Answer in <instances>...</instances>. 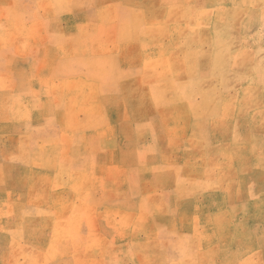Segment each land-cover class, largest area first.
Instances as JSON below:
<instances>
[{"label": "crops", "instance_id": "obj_1", "mask_svg": "<svg viewBox=\"0 0 264 264\" xmlns=\"http://www.w3.org/2000/svg\"><path fill=\"white\" fill-rule=\"evenodd\" d=\"M244 2L0 0V216L22 218L8 221L10 243L59 250L58 260L0 264H224L222 234L239 235L241 220L223 162L208 159L225 143L211 139L207 113L172 110L206 102L191 90L208 87L207 8L257 0ZM176 9L189 21L163 15ZM182 24L199 31L173 32ZM257 83L250 74L237 100L251 102Z\"/></svg>", "mask_w": 264, "mask_h": 264}, {"label": "rangeland", "instance_id": "obj_2", "mask_svg": "<svg viewBox=\"0 0 264 264\" xmlns=\"http://www.w3.org/2000/svg\"><path fill=\"white\" fill-rule=\"evenodd\" d=\"M263 3V0H257L255 7L248 10L242 8L241 10L232 11L230 8H223L220 14L214 13L213 10L207 11V33L209 35L207 43L209 50L207 57L208 87L202 90H191L192 98L199 99L204 97L206 102L204 104L193 103L186 106L176 105L173 106L172 110L179 114L192 113L199 115L200 113H207L209 125H211L210 129L214 134L211 139L225 143L218 153L214 149L209 150L208 159L217 158L218 161L223 162V169L220 170V175L224 178V181L226 180L224 182V190L234 200L232 202L236 205L235 209L239 210L241 220L239 235L235 233L222 234L224 264H264V198L260 196L264 191ZM229 13L233 15L230 21L227 19V14ZM168 14L170 17L177 18L180 22H183L184 18L189 21L188 18L192 16L189 14V10L186 9H176L170 13L163 12L165 16ZM211 18L217 20L218 24H211L209 21ZM177 27L181 28L173 29V32H183L188 29H191L192 33L199 31L196 30L195 25L185 26L182 24V26L177 25ZM217 33H221L227 40H217L215 37ZM227 48L237 50L233 57L219 56L213 51ZM195 59V56L192 55L193 62ZM177 61L179 64H183L184 57L177 56L176 63ZM158 62L156 66H162L165 63L162 59L158 60ZM149 65L151 66L152 64L150 63ZM250 74L258 82L253 85V89L250 91L252 100L250 103L239 102L237 104V91L242 88ZM238 85L239 87H237ZM192 102H197V100H192ZM160 107L162 111H167L166 106ZM233 115L239 117L232 120ZM246 116H250L249 120L245 118ZM2 129H4L3 126H1ZM234 129L240 130L241 136H239V139L244 140L240 141L238 139L239 144L232 143L233 137L231 136L232 131H235ZM221 134H224L223 138H221ZM197 143L193 146L194 148L199 145ZM195 155L199 157L198 154ZM2 173L3 171L0 170V181H3L4 175ZM40 180L42 179L36 181ZM3 187H6V185ZM25 187L32 192L36 190L35 194L45 198L46 193L39 191L40 188L45 189L46 185L44 183H32L25 185ZM40 219L44 221L47 218ZM20 220L22 218L0 216V260H34L32 262H35V260H58L59 250L55 247L43 249L24 245V243L20 242L10 243L9 233L6 231L9 226L8 221L15 225ZM48 220L52 221L51 223L54 225L57 223L59 225V218H48ZM249 220H255L257 226L261 225V227L256 226L255 233L248 232ZM27 222L29 224L41 223L37 218H30ZM253 234H255V242L252 241L253 236H250ZM38 235L33 234L37 239ZM58 239L59 234H56L55 244ZM192 263L199 264V261L192 260Z\"/></svg>", "mask_w": 264, "mask_h": 264}, {"label": "bare ground", "instance_id": "obj_3", "mask_svg": "<svg viewBox=\"0 0 264 264\" xmlns=\"http://www.w3.org/2000/svg\"><path fill=\"white\" fill-rule=\"evenodd\" d=\"M216 1H217V0H216ZM242 1H243V3L245 4L246 1H245V2H244V0H242ZM249 1H250V0H249ZM219 2H220V1H219ZM227 2H228V1H227ZM238 3H240V2H238ZM247 3H248V2H247ZM251 3H252V2H251ZM240 4H242V2H241ZM244 4H243V5H244ZM221 5H222V4H221ZM249 5H250V4H248V6H249ZM229 6H231V5L229 4ZM239 7H243V6H239ZM245 7H246V5H245ZM249 7H250V6H249ZM195 8H196V7H195ZM211 8H212V10L214 11V7H211ZM211 8L208 7V8H207L208 11H209V9H211ZM231 9H232V7H231ZM238 9H239V8H238ZM249 9H250V8H249ZM202 10H204V9H202ZM235 11H236V9H235ZM174 13H175V12H174ZM196 13H197V12H196ZM262 13H263V12H262ZM198 14H199V12H198ZM202 14H203V13H202ZM204 14H205V12H204ZM196 16H197V15H196ZM228 16H229V15H228ZM228 16H227V17H228ZM228 19H229V17H228ZM231 19H232V18H231ZM211 20H212V18L210 19V21H211ZM189 26H191V25H189ZM261 26H262V25H261ZM193 27H194V26H193ZM186 28H187V27H186ZM159 29H160V28H159ZM193 29H194V28H193ZM174 30H175V29H174ZM181 30H182V29H181ZM153 32H154V31H153ZM165 32H167V31H165ZM155 33H156V32H155ZM258 39H259V38H258ZM175 44H176V43H175ZM152 45H153V43H152ZM144 46H145V45H144ZM243 50H244V49H243ZM242 53H243V52H242ZM244 53H245V52H244ZM251 56H252V55H251ZM168 61H169V60H168ZM157 62H158V61H157ZM162 62H163V61H162ZM158 63H159V62H158ZM168 63H169V62H168ZM159 64H160V63H159ZM168 65H169V64H168ZM165 68H166V67H165ZM177 74H178V73H177ZM216 77H217V76H216ZM220 77H221V76H220ZM248 84L250 85V83H248ZM251 84H252V83H251ZM244 86H246V85H244ZM251 86H252V85H251ZM251 86H250V87H251ZM246 87H247V86H246ZM242 88H243V87H242ZM247 88H249V87H247ZM247 88H246L247 91H243V93L245 92L244 94L249 93L250 88H249V89H247ZM243 90H244V89H243ZM237 92L240 93L239 91H237ZM250 93H251V92H250ZM244 94H243V99H245L244 97H247V96H244ZM236 95H237V98H238V94H236ZM247 95H249V94H247ZM240 97H241V96H240ZM251 97H252V96H251ZM251 97H249V98H251ZM240 100H241V98H239V101L237 100V103L240 102ZM246 100H247V99H245L244 101H246ZM251 100H252V99H251ZM247 101H249V99H248ZM247 101H246V102H247ZM241 102L243 103V100H242ZM249 102H250V101H249ZM249 102H248V103H249ZM244 103H245V102H244Z\"/></svg>", "mask_w": 264, "mask_h": 264}]
</instances>
